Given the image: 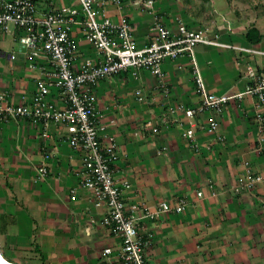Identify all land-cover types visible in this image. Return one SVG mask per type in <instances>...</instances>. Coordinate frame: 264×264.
I'll use <instances>...</instances> for the list:
<instances>
[{
	"label": "crops",
	"instance_id": "1",
	"mask_svg": "<svg viewBox=\"0 0 264 264\" xmlns=\"http://www.w3.org/2000/svg\"><path fill=\"white\" fill-rule=\"evenodd\" d=\"M35 1L39 8L49 9L76 0ZM122 1L121 10L107 3L105 13L113 22L127 16L136 40L143 44L151 21L141 10L144 0ZM155 9L173 31L179 17L217 42L264 53V0H162ZM249 30L250 38L258 35V40H249ZM13 36L0 35V92H8L5 103L18 104L21 95L32 92L41 69L26 68L24 51ZM80 46L91 55L84 42ZM195 58L207 89L215 94L244 91L249 84L247 64L264 76L263 54L198 45ZM162 71L170 92L166 99L156 90V78L146 71L137 79L125 72L96 87L106 119L116 120L118 157L113 168L116 177L130 184L123 191L124 203L147 209L162 201L172 206L185 203L180 213L138 221L141 233L153 238L147 263L264 264V142L259 141L264 122L259 128L256 99L244 96L230 102L218 118L220 139L197 130L196 147L184 135L183 113L171 111L199 102L192 68L180 57L163 63ZM138 88L146 91L149 105L135 99ZM150 119L159 129L156 135L141 131ZM43 130V125L21 118L0 119V252L13 264H108L102 251H116L119 239L101 224L105 207H96L81 186L71 199L82 154L68 144L62 126L50 125L48 138ZM46 152L50 157L45 160ZM40 166L47 174L37 180ZM246 173L261 181L237 194V178Z\"/></svg>",
	"mask_w": 264,
	"mask_h": 264
},
{
	"label": "built area",
	"instance_id": "2",
	"mask_svg": "<svg viewBox=\"0 0 264 264\" xmlns=\"http://www.w3.org/2000/svg\"><path fill=\"white\" fill-rule=\"evenodd\" d=\"M160 1H143L141 10L149 14L151 21L146 41L139 44L127 16L120 15L113 22L105 13L107 3L121 10L122 0H76L74 4L49 9L39 8L35 0H0V35L13 32L14 42L24 51L26 68L31 71L41 69L32 92L21 95L20 103H5L8 92H0V102L4 103L0 104V119L21 118L31 124H41L44 138L49 137L50 125L64 128L68 144L82 154V166L77 173L78 186L70 190L71 199L76 198L79 186L90 192L93 204L106 209L101 224L110 227L119 239L116 251L111 247L102 251L108 264H148L146 252L153 238L141 233L138 221L144 217L157 218L161 213H180L185 203L180 200L172 206L162 201L153 209L124 203L123 191L130 184L115 176L113 165L118 157L114 135L116 120H107L100 106L96 87L101 81L125 72L137 79L141 71H146L156 78V90L166 99L170 92L162 64L185 58L193 71L199 102L195 107L178 105L171 111L183 113L186 121L184 135L192 145L197 147V130L220 139L216 135L218 118L230 102L244 96L256 99L258 127L261 128L264 122V76L247 64L245 75L249 84L244 91L234 95L210 92L200 74L195 48L208 45L245 53H264L217 42L201 30L189 28L179 17L175 19L176 30L173 31L163 23L155 9V3ZM81 42L91 55L82 52ZM9 58L15 56L10 53ZM134 95L138 102L150 104L142 88L136 89ZM204 113H209V117L199 120ZM141 131L156 135L159 129L150 119L142 124ZM259 141L264 142V136H260ZM49 157L46 152L44 159ZM46 174V167L40 166L36 170V179L42 180ZM259 181L260 176L241 175L234 192H249ZM201 194L197 193L198 196Z\"/></svg>",
	"mask_w": 264,
	"mask_h": 264
},
{
	"label": "bare ground",
	"instance_id": "3",
	"mask_svg": "<svg viewBox=\"0 0 264 264\" xmlns=\"http://www.w3.org/2000/svg\"><path fill=\"white\" fill-rule=\"evenodd\" d=\"M0 264H13V263H11V262L5 260V259L3 258V256L1 255V252H0Z\"/></svg>",
	"mask_w": 264,
	"mask_h": 264
},
{
	"label": "trees",
	"instance_id": "4",
	"mask_svg": "<svg viewBox=\"0 0 264 264\" xmlns=\"http://www.w3.org/2000/svg\"><path fill=\"white\" fill-rule=\"evenodd\" d=\"M253 31L252 30H249L248 33H247V37L249 38L250 41H255V40H258V35H257V38L255 40L251 39L250 38V34L252 33ZM2 255V254H1ZM3 256V255H2ZM4 258V257H3Z\"/></svg>",
	"mask_w": 264,
	"mask_h": 264
}]
</instances>
